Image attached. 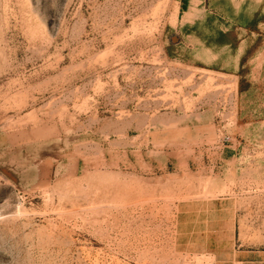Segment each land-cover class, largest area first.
Here are the masks:
<instances>
[{
    "label": "rangeland",
    "instance_id": "obj_1",
    "mask_svg": "<svg viewBox=\"0 0 264 264\" xmlns=\"http://www.w3.org/2000/svg\"><path fill=\"white\" fill-rule=\"evenodd\" d=\"M0 264H264V0H0Z\"/></svg>",
    "mask_w": 264,
    "mask_h": 264
}]
</instances>
